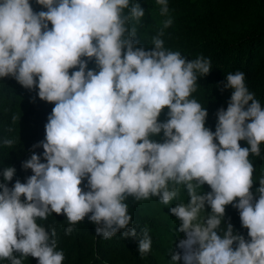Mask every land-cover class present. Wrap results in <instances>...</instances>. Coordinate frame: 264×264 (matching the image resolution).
Here are the masks:
<instances>
[{
	"label": "clouds",
	"instance_id": "9594fccd",
	"mask_svg": "<svg viewBox=\"0 0 264 264\" xmlns=\"http://www.w3.org/2000/svg\"><path fill=\"white\" fill-rule=\"evenodd\" d=\"M156 4L167 19L146 47L139 0H0V80L54 105L21 162L31 175L14 180L15 166L0 163V262L64 264L55 221L42 223L53 213L66 218V236L87 218L105 240L138 238L143 258L153 241L147 227L137 232L131 198L155 199L179 222L171 264H264V171L251 159H264V104L244 72H229L227 107L214 131L206 126L194 93L211 58L166 47L169 0ZM18 143L0 136V148Z\"/></svg>",
	"mask_w": 264,
	"mask_h": 264
},
{
	"label": "trees",
	"instance_id": "16d2710c",
	"mask_svg": "<svg viewBox=\"0 0 264 264\" xmlns=\"http://www.w3.org/2000/svg\"><path fill=\"white\" fill-rule=\"evenodd\" d=\"M139 3L145 9V16L137 38L141 44L151 47L152 36L167 17L160 15L156 0H139ZM169 15L173 24L165 29L162 37L165 46L181 51L188 59H195L200 54L211 58L212 68L209 74L198 79L199 89L194 93L208 110L206 126L214 131L217 110L227 107L232 90L221 89L229 72H244L249 90L264 104V0H169ZM93 66L89 64V67ZM25 90L12 78L0 80V136L19 137L14 149L0 148V163L5 167L15 166L16 176L21 175V182L31 175L30 169L25 171L21 168V162L30 158L28 149L31 145L44 139L47 116L54 106L38 97L33 102L32 97L36 93ZM13 116L18 118L15 123ZM165 118L164 115L160 117L161 120ZM9 126L13 128L10 133L7 131ZM240 143L242 147L247 146L244 141ZM261 149L264 154V145ZM35 151L42 153L43 148ZM251 159L258 176L264 171V159ZM258 186L257 181L254 188ZM181 198L186 201V194L181 192ZM129 203L137 232L147 227L152 237V250L143 258L138 251V238H125L117 233L105 240L97 236L96 226L87 218L67 236L64 229L68 222L63 215L53 213L48 221L42 223L55 221L59 247L66 254L64 264H171V253L180 251L176 245L183 238V233L176 231L179 222L172 224L175 217L169 215V209L155 199L134 203L129 198ZM226 217H230L234 227L246 235L247 230L241 228L235 208L228 206ZM172 238L176 239L175 242ZM25 264H37V261L29 257Z\"/></svg>",
	"mask_w": 264,
	"mask_h": 264
},
{
	"label": "bare ground",
	"instance_id": "6f19581e",
	"mask_svg": "<svg viewBox=\"0 0 264 264\" xmlns=\"http://www.w3.org/2000/svg\"><path fill=\"white\" fill-rule=\"evenodd\" d=\"M206 25H208V24H206ZM216 28H217V27H216ZM204 31H205V30H204ZM205 33H206V31H205ZM15 90H16V89H15ZM19 90H20V89H19ZM10 91H11V90H10ZM17 91H18V90H17ZM25 91H26V90H25ZM22 92H23V91H22ZM11 93H12V92H11ZM19 94H20V93H19ZM26 94H27V93H26ZM7 95H8V94H7ZM10 95H11V94H10ZM20 95H21V94H20ZM24 96H26V95H24ZM17 98H18V97H17ZM19 98H20V97H19ZM0 100L2 101V99H0ZM19 100H20V99H19ZM22 100H23V99H22ZM25 100H26V99H25ZM16 101H17V100H16ZM23 103H25V102H22V104H23ZM16 104H17V103H16ZM20 104H21V102H20ZM20 104H19V105H20ZM21 107H22V106H21ZM20 176H21V175H18V174H17L16 178L19 179ZM171 222H172V224H176L178 221L174 218V221H171ZM167 226H168V225H166L165 227H167ZM163 231H164V230H163ZM163 231H161V232H163ZM174 234H175V232H174ZM177 235H178V234H177ZM177 235H174L173 237H175V236H177ZM175 238H176V237H175ZM175 238H172L174 242H175V240H176ZM174 239H175V240H174ZM106 249H107V248H106ZM2 263H3V262H2Z\"/></svg>",
	"mask_w": 264,
	"mask_h": 264
},
{
	"label": "rangeland",
	"instance_id": "374dc122",
	"mask_svg": "<svg viewBox=\"0 0 264 264\" xmlns=\"http://www.w3.org/2000/svg\"><path fill=\"white\" fill-rule=\"evenodd\" d=\"M208 189H209V188L205 185V186H204V190H205V191H208Z\"/></svg>",
	"mask_w": 264,
	"mask_h": 264
}]
</instances>
